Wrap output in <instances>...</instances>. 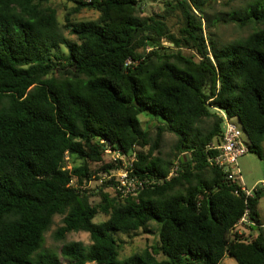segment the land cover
I'll list each match as a JSON object with an SVG mask.
<instances>
[{
  "label": "trees",
  "instance_id": "trees-1",
  "mask_svg": "<svg viewBox=\"0 0 264 264\" xmlns=\"http://www.w3.org/2000/svg\"><path fill=\"white\" fill-rule=\"evenodd\" d=\"M55 1L0 0V264H264L263 233H233L246 209L257 224L264 191L236 195L208 161L221 113L261 158L264 0L237 20L256 28L221 48L205 15L218 0H165L148 15L142 0H64L73 8L62 24ZM82 10L97 18L76 19ZM140 115L156 121L154 137ZM164 133L177 139L167 157ZM107 150L133 156L129 175L154 183L126 197L106 190L103 176L122 168L104 161ZM175 164L177 176L159 183ZM56 216V241L84 232L91 244L41 252ZM150 223L159 243L119 260L113 234Z\"/></svg>",
  "mask_w": 264,
  "mask_h": 264
},
{
  "label": "rangeland",
  "instance_id": "rangeland-1",
  "mask_svg": "<svg viewBox=\"0 0 264 264\" xmlns=\"http://www.w3.org/2000/svg\"><path fill=\"white\" fill-rule=\"evenodd\" d=\"M163 1L165 0L152 3L149 0H142L144 15L151 13H163ZM256 1L257 0H218L214 3H210L205 8V15L210 21V27H208L207 30L216 39L219 48L245 38L256 28L255 25L252 24H245L242 26L241 22L237 21L238 18H242L248 8ZM53 5L58 9V20L62 24L64 15L66 12L71 11L73 6L66 3L64 0L55 1ZM96 18L97 14L95 12L87 10H82L76 15V19L78 20H94ZM182 52L186 55H190V52L186 50H182ZM139 120L142 127L147 129L150 132V135L154 137L156 133V121L145 115H140ZM230 122L236 127L241 128L237 118H231ZM242 138L248 145L249 142L247 136L243 134ZM162 140V153L165 157L170 156L174 152V145L177 139L171 133H164ZM136 150L140 151V149ZM133 159V156L124 157L121 159V156H119L117 152H111L110 150H107L104 156V161L107 163L114 161V163H117V160H121L122 168L120 169H125L123 166L128 168ZM237 167L240 172V183L242 186H244L248 191H252L255 188H259L260 190L264 191V143L262 144L261 158H259L255 153L248 151L244 156L238 159ZM120 169L117 171H120ZM117 174L119 178L122 172ZM103 179H107L105 178V175L103 176ZM100 185L101 181H93L86 187V189L89 191V194L92 195V197H90V202L92 204H97L99 202L97 189ZM106 190H109L113 194L114 190L116 189L113 186L112 188ZM257 209L259 219L262 223H264V195L258 201ZM61 220L62 218L59 216L54 217L50 230L45 234V242L41 252L60 255V249L63 243L79 242L84 246H89L91 244L89 234L84 232L68 234L66 235L64 242L56 241L55 233L62 225ZM103 220L104 216L99 215L94 219V222L100 223ZM247 233L250 234V230H247ZM113 236L118 240L121 246L119 260L126 259L134 254L140 253L147 247L159 243L157 227L153 223L149 224L147 231L139 230L129 233H114ZM221 264H236V261L233 258L225 257Z\"/></svg>",
  "mask_w": 264,
  "mask_h": 264
},
{
  "label": "built area",
  "instance_id": "built-area-1",
  "mask_svg": "<svg viewBox=\"0 0 264 264\" xmlns=\"http://www.w3.org/2000/svg\"><path fill=\"white\" fill-rule=\"evenodd\" d=\"M221 117L223 120L222 136L219 143L210 144L208 146V150L216 152L208 161L223 172L227 181L238 187L234 191L236 195L243 194L246 198H251L253 196V191H248L242 186L240 183V172L237 167L238 159L249 151V146L242 138L244 131L242 127L238 128L233 125L225 114L221 113ZM118 155L121 156V159L125 157L120 155V153H118ZM123 167L125 169H120V171L112 170L108 174H105V178L113 182L114 188L122 197L136 195L154 183V180L130 176L127 168L125 166ZM178 170V165L175 164L168 176L163 180H159V183L164 180L168 181L170 178L177 176ZM119 172H122V174L118 178L117 173ZM254 227L255 223L250 220L249 210L246 209L243 216L238 221L236 228L233 230V233L241 238L251 237V229ZM247 230H250V234L247 233Z\"/></svg>",
  "mask_w": 264,
  "mask_h": 264
},
{
  "label": "crops",
  "instance_id": "crops-1",
  "mask_svg": "<svg viewBox=\"0 0 264 264\" xmlns=\"http://www.w3.org/2000/svg\"><path fill=\"white\" fill-rule=\"evenodd\" d=\"M258 206V205H257ZM257 215H258V217H257V224H255V227L253 228V230H252V233H251V237L253 236H256V235H258L260 232H262L263 233V235H264V223H262L261 221H260V219H259V214H258V209H257Z\"/></svg>",
  "mask_w": 264,
  "mask_h": 264
}]
</instances>
